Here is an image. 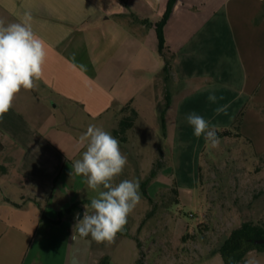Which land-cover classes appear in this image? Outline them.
Segmentation results:
<instances>
[{
  "label": "crops",
  "instance_id": "obj_1",
  "mask_svg": "<svg viewBox=\"0 0 264 264\" xmlns=\"http://www.w3.org/2000/svg\"><path fill=\"white\" fill-rule=\"evenodd\" d=\"M168 2L0 0L6 23L31 13L47 51L38 86L22 89L0 118V155L10 152L0 159V264H39L47 247L52 254L58 247V264H69L75 215L53 220L72 203L91 201L81 199L85 178L72 171L83 148L69 130L81 129L79 113L102 118L112 109L123 114L130 102L133 108L137 90L126 87L127 76L142 80L153 66L163 72L156 24ZM164 34L178 85L166 112L175 115V139L191 138V113L216 129L232 126L241 111L246 116L256 61L264 75V0H181L179 7L175 0ZM223 105L227 114L217 115Z\"/></svg>",
  "mask_w": 264,
  "mask_h": 264
},
{
  "label": "rangeland",
  "instance_id": "obj_2",
  "mask_svg": "<svg viewBox=\"0 0 264 264\" xmlns=\"http://www.w3.org/2000/svg\"><path fill=\"white\" fill-rule=\"evenodd\" d=\"M144 71L142 80L131 81L127 76L125 82L127 88L137 90L132 106L141 115L133 129L123 136L116 134L121 117L131 111L119 115L112 109L102 118L79 113L81 129L69 130L79 139L92 124L120 137L127 164L113 183L139 180L141 195L113 243L97 244L90 236L81 239L76 232L71 255L79 249L81 264H224L219 247L233 228L245 220L264 225V75L256 61L252 77L257 82L243 116L242 136L220 138L219 146L212 149L194 130L188 141L175 139L171 112L165 113L163 128L161 112L167 89L173 101L178 85L172 76L166 80L161 71L157 74L154 66ZM69 116L75 120L73 114ZM124 135L128 141L120 140ZM9 154L1 153L0 159ZM97 196L98 190L86 184L81 199ZM85 204L90 205L82 204L79 219ZM88 211L91 213L90 207ZM52 248L41 254L44 264H58V247L53 254ZM21 259L16 258V264ZM247 261L264 264V251H249L238 264Z\"/></svg>",
  "mask_w": 264,
  "mask_h": 264
},
{
  "label": "clouds",
  "instance_id": "obj_3",
  "mask_svg": "<svg viewBox=\"0 0 264 264\" xmlns=\"http://www.w3.org/2000/svg\"><path fill=\"white\" fill-rule=\"evenodd\" d=\"M180 3L181 0H177V7ZM31 21L30 12H25L19 22L6 23L0 19V118L12 108L22 89H35L36 82L43 77L47 57L45 41L33 31ZM80 69L86 71L84 65H80ZM208 100L215 103L217 97L209 95ZM228 107L220 106L215 112L217 115L227 114ZM186 119L194 130L193 134L197 138L203 135L209 148L219 146L215 125H210L196 113L189 114ZM78 144L85 150L80 159L73 161L72 171L84 177L90 189L98 190V196L91 199L90 205H84L82 219H79V213L75 215L77 223L74 228L81 239L90 236L97 244H111L141 200L140 183L127 179L113 183L114 178L123 173L127 157L120 149V141L110 132L90 124L80 135ZM71 238L75 241L77 237L73 234ZM79 252L77 249L71 255L69 264H81ZM246 264L254 262L247 261Z\"/></svg>",
  "mask_w": 264,
  "mask_h": 264
},
{
  "label": "trees",
  "instance_id": "obj_4",
  "mask_svg": "<svg viewBox=\"0 0 264 264\" xmlns=\"http://www.w3.org/2000/svg\"><path fill=\"white\" fill-rule=\"evenodd\" d=\"M175 0H169L167 9L164 12L162 18L156 24V32L158 37V50L162 58L164 59L163 74L164 78L168 80L171 78V68H172V57L167 54L166 50V39L164 34L165 24L171 14ZM166 105L164 111L161 112V120L163 123V128H165L164 120L165 113L172 102V95L167 89ZM131 102L128 103L122 112L126 110L131 111V115L124 114L120 119V132L115 130L116 134H125L130 128L133 127L138 113L135 109L131 108ZM244 111H241L234 121L233 125L230 127L217 129V134L219 138L226 136H242L240 131L241 124L243 122ZM90 202V201H89ZM81 201H76L72 203L68 208L61 209L59 211V217L54 219L55 223H60L62 218L68 214L76 215L82 210ZM259 238H264V225L254 221L245 220L239 226L233 228L227 238L219 247V253L221 254L224 264H238L243 260L244 256L251 250H261L264 251V243H256L255 240ZM102 264V261H101ZM140 264V263H138Z\"/></svg>",
  "mask_w": 264,
  "mask_h": 264
},
{
  "label": "water",
  "instance_id": "obj_5",
  "mask_svg": "<svg viewBox=\"0 0 264 264\" xmlns=\"http://www.w3.org/2000/svg\"><path fill=\"white\" fill-rule=\"evenodd\" d=\"M256 243H264V238H259L255 240Z\"/></svg>",
  "mask_w": 264,
  "mask_h": 264
}]
</instances>
